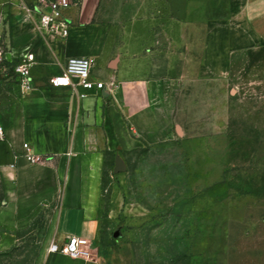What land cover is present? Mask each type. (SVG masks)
<instances>
[{
  "label": "crops",
  "instance_id": "0c3cea01",
  "mask_svg": "<svg viewBox=\"0 0 264 264\" xmlns=\"http://www.w3.org/2000/svg\"><path fill=\"white\" fill-rule=\"evenodd\" d=\"M36 2L0 0V38L10 48L8 55L19 61L33 55V90L13 88V113L0 136V251L14 247L18 233L51 208L47 246L84 238L91 258L73 260L46 250L42 264H127L122 247L96 245L103 235L105 158L120 162L123 152L181 137L177 128L181 133L191 109L185 79L192 76V56L177 54L176 47L191 39L192 1H145L119 38L100 20L102 0L74 1L66 13V38L36 30L26 12ZM231 13L205 36L196 69L197 76L221 86L227 84L233 57L264 45V0H243ZM70 57L91 58L92 79L103 82L105 90L79 99L69 87H51ZM27 153L40 162L30 164Z\"/></svg>",
  "mask_w": 264,
  "mask_h": 264
},
{
  "label": "rangeland",
  "instance_id": "374dc122",
  "mask_svg": "<svg viewBox=\"0 0 264 264\" xmlns=\"http://www.w3.org/2000/svg\"><path fill=\"white\" fill-rule=\"evenodd\" d=\"M145 1L102 0L100 20L119 38ZM191 1V39L176 47L192 56L181 137L105 158L96 245L122 247L127 264H264V45L233 57L225 86L197 76L205 36L243 0ZM9 53L0 38V73ZM17 83L0 81L3 127ZM51 210L0 251V264H42Z\"/></svg>",
  "mask_w": 264,
  "mask_h": 264
},
{
  "label": "built area",
  "instance_id": "2783aa9c",
  "mask_svg": "<svg viewBox=\"0 0 264 264\" xmlns=\"http://www.w3.org/2000/svg\"><path fill=\"white\" fill-rule=\"evenodd\" d=\"M77 0H37L33 7L26 8L27 15L33 19L38 32L66 38L69 32L67 11ZM22 60L14 68L17 85L23 92L33 90L30 76V67L33 64V55L22 56ZM94 61L88 57H70L67 59L60 75L50 80V86L54 88L69 87L79 99L89 97L91 94H98L105 90V84L92 79ZM4 133L0 125V136ZM23 148L28 151L27 144ZM27 161L34 165L40 162V158L31 153L26 155ZM48 253L61 254L70 259H90L88 241L80 237H70L67 241L58 245L51 241L47 247Z\"/></svg>",
  "mask_w": 264,
  "mask_h": 264
},
{
  "label": "trees",
  "instance_id": "16d2710c",
  "mask_svg": "<svg viewBox=\"0 0 264 264\" xmlns=\"http://www.w3.org/2000/svg\"><path fill=\"white\" fill-rule=\"evenodd\" d=\"M20 61L15 59L12 62H6L4 65L5 68V73H0V81L1 80H7L9 78H14L16 77L15 73H14V68L17 64H19Z\"/></svg>",
  "mask_w": 264,
  "mask_h": 264
},
{
  "label": "water",
  "instance_id": "95a60500",
  "mask_svg": "<svg viewBox=\"0 0 264 264\" xmlns=\"http://www.w3.org/2000/svg\"><path fill=\"white\" fill-rule=\"evenodd\" d=\"M177 131H178L179 135H181V133H180V129H179V128H177Z\"/></svg>",
  "mask_w": 264,
  "mask_h": 264
}]
</instances>
